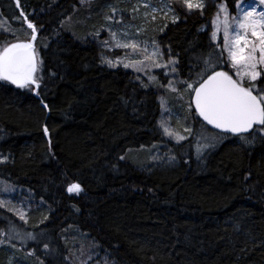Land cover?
I'll list each match as a JSON object with an SVG mask.
<instances>
[{
  "label": "trees",
  "instance_id": "obj_1",
  "mask_svg": "<svg viewBox=\"0 0 264 264\" xmlns=\"http://www.w3.org/2000/svg\"><path fill=\"white\" fill-rule=\"evenodd\" d=\"M204 1L201 14L171 0L180 19L157 39L179 61V75L156 71L150 84L102 62L113 56L102 11L120 0H0V49L26 42L31 22L43 61L39 88L0 81V241L12 228L25 235L15 262L80 264L90 252L87 264H264V143L242 146L222 134L198 156L201 134L220 132L194 106L184 141L169 140L161 126L162 100H190L181 81L209 46L221 0ZM211 43L222 50L221 41ZM217 70L231 74L228 64ZM169 80L179 97L159 86ZM71 183L83 191L67 193ZM17 194L22 206L10 199ZM3 244L0 264H8Z\"/></svg>",
  "mask_w": 264,
  "mask_h": 264
},
{
  "label": "snow or ice",
  "instance_id": "obj_2",
  "mask_svg": "<svg viewBox=\"0 0 264 264\" xmlns=\"http://www.w3.org/2000/svg\"><path fill=\"white\" fill-rule=\"evenodd\" d=\"M86 2L90 3L91 0H81V3ZM177 2L186 7L189 13L197 10L203 14L206 7L204 0H177ZM231 2L234 15L230 12L227 0L217 5L214 18L210 22L213 30L209 36V46L207 50L195 57L196 65L189 68V80L181 81L191 97L188 108L191 109L194 106L196 113L202 117L203 121L220 130V134L212 137L201 134V139L205 143L201 145L200 141H197L198 156L204 150L214 148L216 143L222 139V134H231L238 138L242 146L251 147L256 143H264V0H251L249 3H242V0H231ZM15 4L19 7V0H15ZM144 7L149 8L150 5L145 2ZM157 10L155 7L151 8L152 13ZM116 11V8L111 9L113 14ZM132 11L138 12L139 8L134 7ZM163 11L166 17L172 13V23L180 19L170 3L164 4ZM20 15L25 21L27 20L22 10ZM148 15V12L144 13V16ZM132 18L135 19V16ZM151 18L155 20L156 16L153 14ZM113 19L111 15L106 17L108 21ZM122 21L123 16L121 15L116 23L119 24ZM27 27L32 30V35L26 42L11 43L0 49V81H9L18 88H30L33 85L39 88L38 80L42 78L39 73L43 61L34 46L37 39L36 26L28 22ZM164 27L167 25L165 24ZM108 32L114 44L109 45L108 41H104L105 47L131 50V53H126L124 57L115 60L102 58V62L109 67L122 65L125 69L132 68L137 73L144 72L148 75L150 84L158 83L157 77L148 72V69L152 67L166 69L163 73L165 76L170 73L179 75L177 68L179 61L171 55L170 47L168 48L169 59L164 61V52L155 40L151 41L152 50L149 51L147 40L134 38L138 32L130 36L125 29L118 35V32L112 30L111 27L108 28ZM221 32L223 34L222 50L217 51L221 46L211 42L218 41ZM225 52L227 59H224ZM130 56L139 58H130ZM224 64H228L231 69L235 70V79L228 71L217 70ZM137 79L140 77L137 76ZM141 83L144 87L150 86V84H143V81ZM159 86L166 87L178 97L180 95V90L171 80L166 86ZM43 106L45 109L48 108L47 104ZM161 126L163 133L173 138L178 144L192 134L191 127L183 128V133L187 134L185 135L163 123ZM44 131L48 132L47 127ZM173 160H175L174 156L169 157V162ZM66 191L69 194L79 195L83 189L80 183H71ZM20 218L23 220L24 216L21 215ZM26 237L32 241L37 240V235L30 232L26 234ZM13 238L24 240L25 235L15 232ZM2 243L4 242L0 241V244ZM44 248L47 249L48 244L45 243ZM80 254L82 257L86 255L83 247L80 249ZM77 259L79 260L80 257ZM92 259L93 256L89 252L80 264H87ZM103 264H107V261Z\"/></svg>",
  "mask_w": 264,
  "mask_h": 264
},
{
  "label": "rangeland",
  "instance_id": "obj_3",
  "mask_svg": "<svg viewBox=\"0 0 264 264\" xmlns=\"http://www.w3.org/2000/svg\"><path fill=\"white\" fill-rule=\"evenodd\" d=\"M145 2H147L150 5L149 8L144 7ZM222 2H224V0L219 1L218 4H220ZM249 2H251V0H242V3H249ZM165 3H170L172 5L171 0H120L121 5H119L117 7H114L113 4H109V3L105 4L104 5L105 8L102 11V12H104V14L102 16V20H100V23L102 24L101 28L106 30V35L108 36L106 38V41H108L109 45L114 44V41H112L110 39V36H109V32H108L109 27H111L112 30L117 31L118 35H119L120 31L126 29L130 36L133 35V33L138 32V35H136L134 38L137 40H147L149 42V51H151L152 50L151 41L155 40L159 44L157 38H158V35L162 32L161 29H163V26L167 22H171L172 13H169L167 17L164 15L163 7H164ZM134 7H138L139 11L134 13L132 11ZM152 7H155L158 10L155 13H152V11H151ZM172 7H173V5H172ZM112 8H116V10H117L114 14L111 12ZM145 12H148L149 15L144 16ZM153 14L156 16L155 20H153L151 18ZM110 15L113 16L114 19L112 21L106 20V17L110 16ZM121 15L123 16V21H122V23L118 24V23H116V20L119 19ZM133 16H135V19L132 18ZM213 18H214V16H213ZM211 27L213 30L212 25H211ZM141 29H142V31H140ZM218 41H221L223 43L222 32L220 34V39ZM159 46L161 48L160 44H159ZM107 49L109 50V52L113 53V56H111V55L106 56V59H109V60H115L119 57H124L126 53H131L130 49L125 50V49H118L115 47H107ZM161 50L163 51L162 48H161ZM257 55H259V53H257ZM130 58H139V57L130 56ZM163 59H164V61H167L169 59V53L167 54V57L164 53ZM128 69H130L131 71H133L137 75L148 78V75H145L144 72L137 73L132 68H128ZM160 70H162L164 72L166 71V69H164V68L152 67V68L148 69V72L151 75H155L156 71H160ZM234 72H235V70L231 69L230 75H233V77L236 78L234 75ZM172 74H174V73H170L169 75H172ZM189 99H191V97H189ZM181 101H183V102H181ZM181 101H180V99L178 100L179 106L176 107L175 103L172 104V106H171L170 103H167V101H165L164 99L162 100V102H163L162 108H163V112H164L163 113L164 117L162 119V123L164 125L170 127L171 129L175 130V131H179V132L182 131L181 134H184L183 130H181V129L184 127H187L185 116H187L189 114V108H188V102L189 101H184V100H181ZM172 118H175V121H172ZM177 125L180 127V129L177 127ZM162 129H163V127H162ZM185 135H187V134H185ZM165 136L169 140L176 142L173 138L168 137L167 135H165ZM203 136L212 137L213 135L206 132L203 134ZM198 141H200L201 145H202V142L204 140H202L200 138V139H198ZM22 198H24L23 194H17L15 197L11 196L10 199L13 200L12 201L13 203H16V204L18 203L20 206H22V204H24L26 202V201H24L26 198H24V199H22ZM13 229H15V228L8 230V232L6 233V239L4 240V244H3L4 247H2L4 249L3 251L6 255V260H7L8 264H12V263L26 264L25 259H21V260L15 262L16 248L18 246L21 249L24 246L26 238L24 240L13 238L15 235V232H19V231H17V229H15V232H13ZM13 245H14V247H13Z\"/></svg>",
  "mask_w": 264,
  "mask_h": 264
},
{
  "label": "water",
  "instance_id": "obj_4",
  "mask_svg": "<svg viewBox=\"0 0 264 264\" xmlns=\"http://www.w3.org/2000/svg\"><path fill=\"white\" fill-rule=\"evenodd\" d=\"M201 118V120L203 121V119H202V117H200ZM206 125H208L207 124V122L206 121H203ZM210 128H212V129H214V130H216V131H219L220 132V130L219 129H215L212 125H208Z\"/></svg>",
  "mask_w": 264,
  "mask_h": 264
}]
</instances>
